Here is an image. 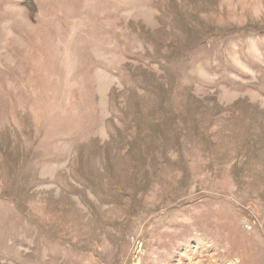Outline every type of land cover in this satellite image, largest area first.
Here are the masks:
<instances>
[{
	"label": "rangeland",
	"instance_id": "374dc122",
	"mask_svg": "<svg viewBox=\"0 0 264 264\" xmlns=\"http://www.w3.org/2000/svg\"><path fill=\"white\" fill-rule=\"evenodd\" d=\"M0 264H264V0H0Z\"/></svg>",
	"mask_w": 264,
	"mask_h": 264
}]
</instances>
